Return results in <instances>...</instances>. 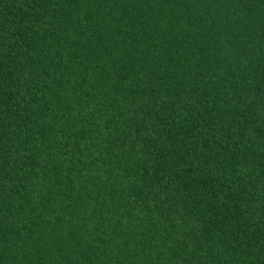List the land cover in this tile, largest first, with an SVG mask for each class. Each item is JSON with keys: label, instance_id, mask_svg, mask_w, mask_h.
I'll return each mask as SVG.
<instances>
[{"label": "trees", "instance_id": "16d2710c", "mask_svg": "<svg viewBox=\"0 0 264 264\" xmlns=\"http://www.w3.org/2000/svg\"><path fill=\"white\" fill-rule=\"evenodd\" d=\"M0 264H264V2L0 0Z\"/></svg>", "mask_w": 264, "mask_h": 264}, {"label": "snow or ice", "instance_id": "6c2138e0", "mask_svg": "<svg viewBox=\"0 0 264 264\" xmlns=\"http://www.w3.org/2000/svg\"><path fill=\"white\" fill-rule=\"evenodd\" d=\"M150 2H152V0H150ZM155 2H159V0H155ZM262 2H264V0H262Z\"/></svg>", "mask_w": 264, "mask_h": 264}]
</instances>
